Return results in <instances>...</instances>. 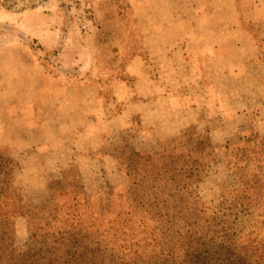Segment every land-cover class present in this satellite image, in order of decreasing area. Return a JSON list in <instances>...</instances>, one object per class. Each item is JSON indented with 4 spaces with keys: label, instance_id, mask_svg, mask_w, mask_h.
<instances>
[{
    "label": "crops",
    "instance_id": "0c3cea01",
    "mask_svg": "<svg viewBox=\"0 0 264 264\" xmlns=\"http://www.w3.org/2000/svg\"><path fill=\"white\" fill-rule=\"evenodd\" d=\"M249 1L248 17L264 29V0ZM131 5L142 11L145 30V60L137 62L142 76L131 88L117 85L107 98L95 84V95L81 96L75 84L40 81L43 71L36 62L25 71L37 80V97L25 81V86L12 85L14 99L0 85V145H13L19 151L13 159L23 161L22 168L13 170L10 194L16 187L30 191L18 199L39 192L38 200L48 201L58 188L108 183L117 170L112 147L136 154L160 151L165 138H180L192 131V123L208 120L202 108L218 119L210 104L227 98L231 79H242L247 70L255 80L259 64L250 52L256 42L237 0H131ZM57 86L63 95L57 96ZM114 106L119 110L113 111ZM134 115L141 131L131 134Z\"/></svg>",
    "mask_w": 264,
    "mask_h": 264
},
{
    "label": "rangeland",
    "instance_id": "374dc122",
    "mask_svg": "<svg viewBox=\"0 0 264 264\" xmlns=\"http://www.w3.org/2000/svg\"><path fill=\"white\" fill-rule=\"evenodd\" d=\"M237 5L247 30L261 36L247 14L250 1L237 0ZM143 18L131 0H0V85L14 99L12 85L25 81L31 96L37 97L33 90L37 80L25 71L36 62L43 71L40 81L75 84L81 96L95 95L93 87L99 84L104 88L99 91L110 98L115 86L131 88L141 75V63L137 62L145 60ZM251 50L259 64L256 81L247 70L242 79H238L241 75L231 79L224 94L227 98L218 97L216 91V102L209 103L218 119H211L214 114L204 107L202 117L208 120L192 123V131L180 134L190 155L184 151L178 163L185 164L184 182L189 178L191 184L179 190L171 168H166L161 194L163 209L175 219L185 217L200 201L211 216L232 213L252 234L263 233L260 210L251 201L264 195V42L254 43ZM63 92L57 86V96ZM112 109L119 110L118 106ZM191 132L199 138H193ZM190 168L197 171L195 175H190ZM123 178L125 175L116 170L106 185L66 189L84 192L95 215L112 216L119 208L128 207L134 195L130 182ZM28 193V187L23 193L16 187L9 201ZM42 195L32 192L30 198L21 200L33 218L46 215L48 201L38 200ZM161 210L136 209L129 218L141 228L155 223Z\"/></svg>",
    "mask_w": 264,
    "mask_h": 264
},
{
    "label": "trees",
    "instance_id": "16d2710c",
    "mask_svg": "<svg viewBox=\"0 0 264 264\" xmlns=\"http://www.w3.org/2000/svg\"><path fill=\"white\" fill-rule=\"evenodd\" d=\"M257 29L261 36L251 35L258 43L264 40V29ZM137 118L132 116L131 134L141 131ZM184 151L189 157L179 137L165 138L160 151L147 154L113 148L116 169L134 190L128 207L112 216L95 215L84 192L58 188L48 197L46 215L33 218L20 199L9 201L13 170L22 168L23 161L13 159L19 152L13 145H0V264H264V195L251 201L262 219L263 233L258 235L232 213L211 216L200 201L179 219L163 209L166 168L179 190L191 184L189 178L184 182L185 164L178 163ZM156 207L162 210L151 225L140 228L129 218L132 210Z\"/></svg>",
    "mask_w": 264,
    "mask_h": 264
}]
</instances>
